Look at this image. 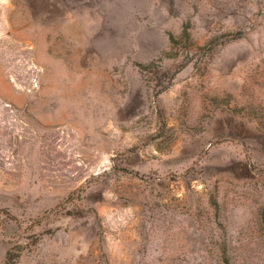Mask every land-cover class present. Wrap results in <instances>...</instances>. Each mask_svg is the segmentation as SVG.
Listing matches in <instances>:
<instances>
[{"label":"rangeland","instance_id":"obj_1","mask_svg":"<svg viewBox=\"0 0 264 264\" xmlns=\"http://www.w3.org/2000/svg\"><path fill=\"white\" fill-rule=\"evenodd\" d=\"M0 264H264V0H0Z\"/></svg>","mask_w":264,"mask_h":264}]
</instances>
